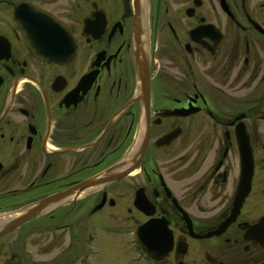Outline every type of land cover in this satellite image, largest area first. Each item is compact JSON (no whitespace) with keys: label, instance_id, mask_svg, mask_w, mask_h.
<instances>
[{"label":"flooded vegetation","instance_id":"obj_1","mask_svg":"<svg viewBox=\"0 0 264 264\" xmlns=\"http://www.w3.org/2000/svg\"><path fill=\"white\" fill-rule=\"evenodd\" d=\"M24 215L0 264H264V0H0V231Z\"/></svg>","mask_w":264,"mask_h":264},{"label":"rangeland","instance_id":"obj_2","mask_svg":"<svg viewBox=\"0 0 264 264\" xmlns=\"http://www.w3.org/2000/svg\"><path fill=\"white\" fill-rule=\"evenodd\" d=\"M88 235H89V233L87 234V236ZM66 241H67V239H66ZM102 251H103V256H101L100 259L104 260L106 262V264H125V260L122 256L126 255V253H122L118 247H113V246L106 247V246H104L102 248ZM122 251L124 252V250H122ZM61 252H62V250H61ZM34 255H35L34 260H36V261L42 260L41 256L36 254L35 251H34Z\"/></svg>","mask_w":264,"mask_h":264},{"label":"water","instance_id":"obj_3","mask_svg":"<svg viewBox=\"0 0 264 264\" xmlns=\"http://www.w3.org/2000/svg\"><path fill=\"white\" fill-rule=\"evenodd\" d=\"M235 218V216L233 217ZM28 218L26 217V215L22 216L21 218H19L17 221H16V224H13V225H10V226H7L5 228H3L1 231H0V237L3 236V235H6L8 233H10L11 231H13L17 225L19 224H22L24 223ZM257 229L259 231H261L262 229H264V218L261 219L260 223L258 224V227Z\"/></svg>","mask_w":264,"mask_h":264},{"label":"bare ground","instance_id":"obj_4","mask_svg":"<svg viewBox=\"0 0 264 264\" xmlns=\"http://www.w3.org/2000/svg\"><path fill=\"white\" fill-rule=\"evenodd\" d=\"M86 194V193H85ZM11 217H7V218H3L2 220H1V222H4V221H6V220H8V219H10Z\"/></svg>","mask_w":264,"mask_h":264}]
</instances>
